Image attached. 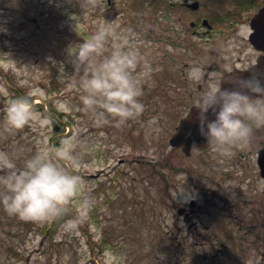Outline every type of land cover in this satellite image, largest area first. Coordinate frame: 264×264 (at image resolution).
Returning a JSON list of instances; mask_svg holds the SVG:
<instances>
[{"label": "rangeland", "instance_id": "374dc122", "mask_svg": "<svg viewBox=\"0 0 264 264\" xmlns=\"http://www.w3.org/2000/svg\"><path fill=\"white\" fill-rule=\"evenodd\" d=\"M107 1L0 0V87L7 90L0 93V150H14L22 161L45 136L53 145L74 139L79 172L97 201L71 234L60 226L75 208L53 225L9 215L0 204V264H264V181L256 164L264 128L232 150L235 160L215 151L188 158L169 141L198 93L203 63L230 33L217 15L228 16L233 4L199 0L193 12L166 0ZM204 17L215 26V45L192 35L191 21ZM101 24L151 66L140 97L145 111L120 126L110 114L102 119L84 110L77 84L84 68L77 71L69 54ZM112 49L109 36L97 58ZM142 67L143 61L137 71ZM33 90L36 110L51 124L4 132L8 100ZM52 115L60 120L58 132ZM227 161L235 175L223 180L215 174ZM192 197L200 205L198 225L179 214Z\"/></svg>", "mask_w": 264, "mask_h": 264}, {"label": "clouds", "instance_id": "9594fccd", "mask_svg": "<svg viewBox=\"0 0 264 264\" xmlns=\"http://www.w3.org/2000/svg\"><path fill=\"white\" fill-rule=\"evenodd\" d=\"M109 36L113 37L112 52L98 59ZM126 43L111 25L101 24L91 39L69 47L76 70L84 68L77 82L84 110L102 119L110 114L117 126L145 111L140 97L151 74V66L139 50L126 48ZM0 93L7 95V90L0 87ZM34 94L35 90L8 100L4 132L14 133L26 125L44 129L51 124L47 115L36 110L31 99ZM61 107L67 105L62 103ZM191 108L197 110L199 131L208 146L222 157L231 155L233 148L251 140L255 129L264 128V67L253 61L246 70L238 68L213 78L193 97ZM74 147V139L53 145L45 136L35 152L22 161L16 151L0 150V204L9 215L48 222L75 208V215L60 227L62 234L78 231L97 201L79 172Z\"/></svg>", "mask_w": 264, "mask_h": 264}, {"label": "flooded vegetation", "instance_id": "af4514ba", "mask_svg": "<svg viewBox=\"0 0 264 264\" xmlns=\"http://www.w3.org/2000/svg\"><path fill=\"white\" fill-rule=\"evenodd\" d=\"M195 0H175L171 1V6H180L184 7L186 9H190L188 6V2H192ZM233 4V8L228 11V16L219 17L217 15V19L225 23L227 25L228 31H230L229 34L222 37V40L217 42V36L215 35L216 29L215 26L212 23V27L206 26L204 27L200 20H192V35L195 37H198L199 39L204 40L205 43H212L213 45L217 44V49L212 50L210 58L206 62L203 63L202 67V73L199 80L196 82V87L198 89V93L203 91L209 83L212 82L213 78L216 77H223L227 75L230 71H235L236 69H244L246 70L248 66L255 61L256 63L259 62V59L264 56V41L262 42L261 48L257 47L254 42L251 39V35L254 32V28L252 25V18L253 16L262 8L264 7V0H253L255 5L251 6L249 9L243 8L236 4V0H230ZM193 12H196L198 9H190ZM203 19V18H202ZM224 31V30H223ZM222 31V32H223ZM242 32H246L242 33ZM221 36L218 37V39ZM206 45L207 47L209 46ZM200 47H204L200 44H198ZM199 57V54H194V56ZM138 70V67H137ZM247 71H245L246 73ZM244 73V74H245ZM196 94L192 93V96L194 97ZM193 108H191V105L188 107L186 112L184 113V116L181 117V121L184 119H188L191 116V111ZM177 148L179 150H182L184 155L188 158L193 157V152L200 154L199 156H205L210 153H212V149L207 144V139L199 135L195 138L188 139L184 141V145L182 147H173ZM234 149V148H233ZM262 149V148H260ZM256 152V164L259 166V151ZM194 155V154H193ZM247 153H241L240 156L244 157ZM232 156H226V159H230ZM233 160L236 158L232 157ZM237 159L241 162L242 160L238 156ZM227 165H225L224 169L227 171H224V169L215 174V176H221L223 180H226L228 178H234L235 172L234 167L232 165L233 162L227 161ZM228 165L231 166L228 168ZM259 173L264 181V173H262V170L260 169V166L258 167ZM188 168L186 166H182V172L188 173ZM237 179L246 182V179L239 175V172H237ZM263 174V175H262ZM240 178V179H239ZM248 178V177H247ZM215 179V178H213ZM212 179V180H213ZM219 181V180H217ZM171 184L168 185L169 192H171ZM217 189V188H215ZM172 193V192H171ZM169 194L172 197V194ZM229 196H227L224 199L229 200ZM228 201L226 203L232 202ZM199 201L196 198H190L189 202L184 207L179 208V214L182 215L186 221H194L191 223V225H194L197 223L196 220H194L200 213V205L198 203ZM233 209V208H231ZM228 218V217H226ZM198 225V223H197Z\"/></svg>", "mask_w": 264, "mask_h": 264}, {"label": "water", "instance_id": "95a60500", "mask_svg": "<svg viewBox=\"0 0 264 264\" xmlns=\"http://www.w3.org/2000/svg\"><path fill=\"white\" fill-rule=\"evenodd\" d=\"M199 2H195L192 4V7L197 8ZM206 23V21H204ZM252 25L255 28V32L252 34L251 38L255 42L256 45L259 47L262 46V42L264 41V8L255 16L252 21ZM260 66L264 67V57L260 59L259 63ZM246 75H250L248 71ZM225 86H228L225 84ZM197 110H193V116L191 119L185 121L179 131L171 138V144L174 146H179L183 144L184 139L196 137L200 134L199 125L196 120ZM55 129L60 130V127L55 122ZM260 163L263 167L264 173V149L260 151Z\"/></svg>", "mask_w": 264, "mask_h": 264}, {"label": "trees", "instance_id": "16d2710c", "mask_svg": "<svg viewBox=\"0 0 264 264\" xmlns=\"http://www.w3.org/2000/svg\"><path fill=\"white\" fill-rule=\"evenodd\" d=\"M236 2L239 4V6H241L243 8H249L250 6L253 5L252 0H236ZM60 221H62V217L58 218L57 220H54L53 225L59 224Z\"/></svg>", "mask_w": 264, "mask_h": 264}]
</instances>
